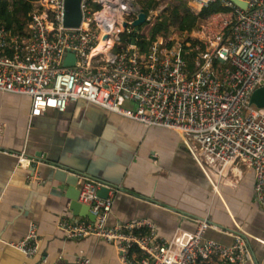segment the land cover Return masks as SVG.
<instances>
[{"label":"built area","instance_id":"obj_1","mask_svg":"<svg viewBox=\"0 0 264 264\" xmlns=\"http://www.w3.org/2000/svg\"><path fill=\"white\" fill-rule=\"evenodd\" d=\"M133 1L81 0L76 27L65 25L66 0H35L21 31L0 19V90L29 96L30 118L87 101L175 131L217 184L232 171L251 169L254 199L264 209V107L251 101L264 85V0H241L246 7L233 0H191L194 8L221 9L189 32L155 40L133 25L140 12ZM69 53L73 64L65 63ZM35 161L20 155L22 166ZM102 185L80 176L79 200L96 221L76 217L60 225L69 237L112 243L120 264H264L255 262L240 233L230 244L210 238L208 217L197 219L195 231L178 229L168 239L147 217L109 225L114 200L112 190L107 198L99 196ZM13 245L36 255L38 224L32 222ZM67 264L92 259L84 254Z\"/></svg>","mask_w":264,"mask_h":264},{"label":"crops","instance_id":"obj_2","mask_svg":"<svg viewBox=\"0 0 264 264\" xmlns=\"http://www.w3.org/2000/svg\"><path fill=\"white\" fill-rule=\"evenodd\" d=\"M30 108L29 96L0 90V264H67L84 254L92 264H120L112 243L69 237L61 228L76 216L70 186L55 178L54 162L112 185L109 225L147 217L168 239L178 229L195 231L197 219L208 217L210 238L230 244L240 233L255 262H264V209L254 199L251 169L232 171L217 184L175 131L87 101L33 118ZM23 153L36 159L30 168L20 164ZM32 222L38 224L40 251L29 256L13 244Z\"/></svg>","mask_w":264,"mask_h":264},{"label":"trees","instance_id":"obj_3","mask_svg":"<svg viewBox=\"0 0 264 264\" xmlns=\"http://www.w3.org/2000/svg\"><path fill=\"white\" fill-rule=\"evenodd\" d=\"M35 0H0V19L9 29L21 31L27 25ZM135 6L142 8L149 19L141 26L151 40L167 36L172 31L184 33L200 25L220 7L194 8L190 5L175 4L158 11L162 0H134ZM158 11V12H154ZM145 48L148 42H141Z\"/></svg>","mask_w":264,"mask_h":264},{"label":"water","instance_id":"obj_4","mask_svg":"<svg viewBox=\"0 0 264 264\" xmlns=\"http://www.w3.org/2000/svg\"><path fill=\"white\" fill-rule=\"evenodd\" d=\"M239 5L246 7L247 3L241 0H233ZM134 5V4H132ZM140 12L138 17L133 21V25L136 29L141 28L143 24L147 22V13L139 8ZM82 20V11H81V0H66V10H65V25L70 27L79 26ZM124 25H128V21L124 22ZM74 54L69 53L65 61L66 64L74 63ZM252 103L256 104L258 107H264V85L258 87L253 96ZM43 152H38V155H42ZM45 156V154H43ZM54 165L57 166L55 170V178L61 182L67 183L69 187V197L71 199L70 209L73 211V214L76 217H87L92 221H96V215H94L90 207L79 200L80 196V187L79 180L80 176H89L85 173L80 172L72 167L66 166L59 162H54ZM102 182V181H101ZM103 185L98 190V194L102 198H107L110 191L112 190V185L107 182H102Z\"/></svg>","mask_w":264,"mask_h":264},{"label":"rangeland","instance_id":"obj_5","mask_svg":"<svg viewBox=\"0 0 264 264\" xmlns=\"http://www.w3.org/2000/svg\"><path fill=\"white\" fill-rule=\"evenodd\" d=\"M175 4H176V0H162L161 5H160L158 11L164 9V8L167 7V6H174ZM188 5H189V4H188ZM158 11H157V12H158ZM144 29H145V28H144ZM144 29H143V31H144ZM172 33L179 34V33L176 32V31H173ZM185 146H186V145H185ZM229 178H231V175H229Z\"/></svg>","mask_w":264,"mask_h":264},{"label":"bare ground","instance_id":"obj_6","mask_svg":"<svg viewBox=\"0 0 264 264\" xmlns=\"http://www.w3.org/2000/svg\"><path fill=\"white\" fill-rule=\"evenodd\" d=\"M114 27V25H112Z\"/></svg>","mask_w":264,"mask_h":264}]
</instances>
